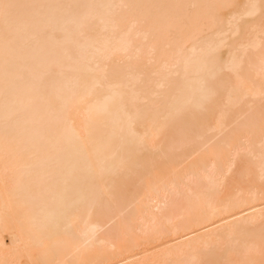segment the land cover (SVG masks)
<instances>
[{"label":"bare ground","instance_id":"obj_1","mask_svg":"<svg viewBox=\"0 0 264 264\" xmlns=\"http://www.w3.org/2000/svg\"><path fill=\"white\" fill-rule=\"evenodd\" d=\"M0 264H264V0H0Z\"/></svg>","mask_w":264,"mask_h":264}]
</instances>
